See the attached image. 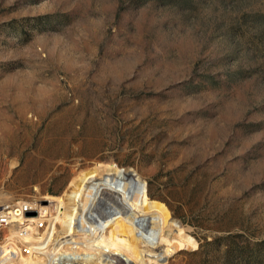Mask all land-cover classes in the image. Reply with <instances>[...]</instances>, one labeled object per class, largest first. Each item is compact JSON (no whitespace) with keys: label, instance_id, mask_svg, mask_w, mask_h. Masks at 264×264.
Masks as SVG:
<instances>
[{"label":"rangeland","instance_id":"obj_1","mask_svg":"<svg viewBox=\"0 0 264 264\" xmlns=\"http://www.w3.org/2000/svg\"><path fill=\"white\" fill-rule=\"evenodd\" d=\"M98 162L199 241L167 264H264V0H0V206Z\"/></svg>","mask_w":264,"mask_h":264},{"label":"bare ground","instance_id":"obj_2","mask_svg":"<svg viewBox=\"0 0 264 264\" xmlns=\"http://www.w3.org/2000/svg\"><path fill=\"white\" fill-rule=\"evenodd\" d=\"M100 199L110 200L102 215L93 211ZM47 200L1 211L9 225L0 228V264H167L178 251L199 248L167 204L150 197L146 181L116 163L78 170L60 196Z\"/></svg>","mask_w":264,"mask_h":264},{"label":"built area","instance_id":"obj_3","mask_svg":"<svg viewBox=\"0 0 264 264\" xmlns=\"http://www.w3.org/2000/svg\"><path fill=\"white\" fill-rule=\"evenodd\" d=\"M2 210H5L7 213L10 212V209H7L4 206H0V228L9 225V215L6 213H1Z\"/></svg>","mask_w":264,"mask_h":264},{"label":"water","instance_id":"obj_4","mask_svg":"<svg viewBox=\"0 0 264 264\" xmlns=\"http://www.w3.org/2000/svg\"><path fill=\"white\" fill-rule=\"evenodd\" d=\"M29 214L36 215V214H37V212H28V215H29Z\"/></svg>","mask_w":264,"mask_h":264},{"label":"trees","instance_id":"obj_5","mask_svg":"<svg viewBox=\"0 0 264 264\" xmlns=\"http://www.w3.org/2000/svg\"><path fill=\"white\" fill-rule=\"evenodd\" d=\"M213 243H214V242H210L209 245H210V244H213Z\"/></svg>","mask_w":264,"mask_h":264}]
</instances>
